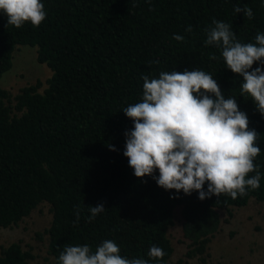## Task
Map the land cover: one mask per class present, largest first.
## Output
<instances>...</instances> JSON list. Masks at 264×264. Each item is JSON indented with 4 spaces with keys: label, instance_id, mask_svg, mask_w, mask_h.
I'll return each instance as SVG.
<instances>
[{
    "label": "trees",
    "instance_id": "trees-1",
    "mask_svg": "<svg viewBox=\"0 0 264 264\" xmlns=\"http://www.w3.org/2000/svg\"><path fill=\"white\" fill-rule=\"evenodd\" d=\"M41 3L46 18L38 27L30 22L19 29L7 26V16L0 12V78L21 45L35 46L38 62L52 72L41 91L40 80L15 95L0 87V227L16 224L47 202L52 219L44 232L54 264L66 246L86 244L94 253L105 240L115 241L122 257L168 264L173 248L167 230L180 206L189 242L185 257L203 261L220 228L219 209L243 206L251 197L264 203V116L250 96L241 95L243 77L226 67L221 49L205 46L206 30L215 19L231 25L238 42L255 43L257 33H264V0ZM236 6L251 8L253 18L235 13ZM258 66L254 63L253 69ZM186 69L210 74L224 97H234L247 114L249 129L258 133L261 151L254 163L260 187L243 197L221 194L200 200L196 191L165 190L152 176L136 177L123 155L125 132L134 124L121 110L141 102L142 77ZM153 175L158 177V170ZM101 203L105 211L88 222V207ZM152 245L163 249L162 259L147 256ZM32 257L19 242L0 248V264H29Z\"/></svg>",
    "mask_w": 264,
    "mask_h": 264
},
{
    "label": "clouds",
    "instance_id": "clouds-1",
    "mask_svg": "<svg viewBox=\"0 0 264 264\" xmlns=\"http://www.w3.org/2000/svg\"><path fill=\"white\" fill-rule=\"evenodd\" d=\"M0 12L7 16V26L17 29L26 22L38 27L46 18L41 0H0ZM234 12H243L248 19L254 15L247 6H236ZM212 23L214 27L206 30L205 46L221 49L226 67L243 77L241 95L250 96L264 116V33H257L255 43L242 44L231 25L215 19ZM173 39L183 41L184 37L174 35ZM257 62L259 66L253 69ZM142 79L141 102L121 110L134 124L125 132L123 155L136 177L152 176L159 187L177 193L182 190L185 195L196 191L200 200L221 194L235 200L260 187L261 173L254 163L261 151L256 144L258 133L249 129L247 114L239 110L234 97H224L210 74L186 69ZM156 170L158 177L153 175ZM249 173L255 174L249 177ZM105 209L102 203L89 206L88 222ZM75 216L78 222L79 210ZM164 255L156 245L147 252L152 260ZM57 264H149V259L122 257L117 243L105 240L94 253L86 244L66 246Z\"/></svg>",
    "mask_w": 264,
    "mask_h": 264
},
{
    "label": "rangeland",
    "instance_id": "rangeland-1",
    "mask_svg": "<svg viewBox=\"0 0 264 264\" xmlns=\"http://www.w3.org/2000/svg\"><path fill=\"white\" fill-rule=\"evenodd\" d=\"M50 68L37 60L35 46L21 45L13 52L12 67L0 78V87L11 95L40 80L46 86ZM221 224L208 244L207 254L186 258L188 240L182 232L181 207L174 209L167 236L173 248L168 264H264V203L251 197L243 206L218 210ZM52 219L50 205L42 202L16 224L0 227V248L19 242L33 255L29 264H54L48 252V234L44 230Z\"/></svg>",
    "mask_w": 264,
    "mask_h": 264
}]
</instances>
